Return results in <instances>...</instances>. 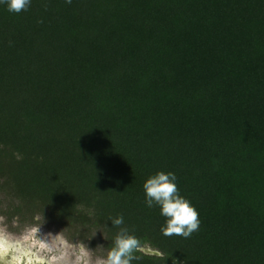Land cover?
Returning <instances> with one entry per match:
<instances>
[{"label":"trees","instance_id":"16d2710c","mask_svg":"<svg viewBox=\"0 0 264 264\" xmlns=\"http://www.w3.org/2000/svg\"><path fill=\"white\" fill-rule=\"evenodd\" d=\"M160 171L189 238L145 203ZM0 215L103 257L122 215L163 254L132 264H264V0H0Z\"/></svg>","mask_w":264,"mask_h":264},{"label":"clouds","instance_id":"9594fccd","mask_svg":"<svg viewBox=\"0 0 264 264\" xmlns=\"http://www.w3.org/2000/svg\"><path fill=\"white\" fill-rule=\"evenodd\" d=\"M8 11L20 13L27 10L31 0H4ZM71 3V0H67ZM174 173L160 171L150 176L143 185L148 207L154 204L160 207L161 215L166 218L161 232L166 237L179 236L189 238L199 230V214L188 200L179 194ZM40 217L36 224L26 228L19 237L0 228V264H92L91 255L84 243L70 246L59 233H43ZM112 226L119 228L113 246L105 258L97 259L95 264H132L139 260L135 253L144 252L139 239L123 227V216L110 217ZM3 217H0V222ZM162 257V253L157 252ZM175 264V261H174Z\"/></svg>","mask_w":264,"mask_h":264},{"label":"rangeland","instance_id":"374dc122","mask_svg":"<svg viewBox=\"0 0 264 264\" xmlns=\"http://www.w3.org/2000/svg\"><path fill=\"white\" fill-rule=\"evenodd\" d=\"M0 217H3V216L0 215ZM16 225H17L16 222H13L11 224V226H16ZM9 226L10 225L5 222V218L3 217V221L0 222V228H5L8 233L12 234L15 237H19L26 228H29V227H31L33 225L25 226L22 229H20V231H13V230L10 229ZM41 230H42L43 233H49V232H51L52 234L59 233L60 237H62L64 240H66L70 246L82 243V242H79L77 240H69V239H67V237L64 235L63 231H61L56 226L50 225V224H48L46 222H44L43 225L41 226ZM93 241H94V244H95V248L94 249L88 247L86 243H84V245L88 249V251L90 252L92 264H95V261L97 259H101V258H105V257L101 256V252H102L101 248H100L101 236H96L95 235Z\"/></svg>","mask_w":264,"mask_h":264},{"label":"water","instance_id":"95a60500","mask_svg":"<svg viewBox=\"0 0 264 264\" xmlns=\"http://www.w3.org/2000/svg\"><path fill=\"white\" fill-rule=\"evenodd\" d=\"M144 253H146V254H152V255H157L156 253L158 252L157 250H152V249H150V248H148V247H144Z\"/></svg>","mask_w":264,"mask_h":264}]
</instances>
